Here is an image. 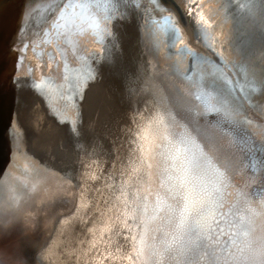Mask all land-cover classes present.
Here are the masks:
<instances>
[{
  "label": "water",
  "instance_id": "95a60500",
  "mask_svg": "<svg viewBox=\"0 0 264 264\" xmlns=\"http://www.w3.org/2000/svg\"><path fill=\"white\" fill-rule=\"evenodd\" d=\"M53 24L71 42L78 60L74 68L79 78L84 77L85 68L89 67L91 73L93 68L96 70L91 76V86L102 85L100 79H106L110 69L116 74L117 70L131 68L130 62L134 60L141 62L135 69V94L127 95L119 111L137 118L148 117L149 113L155 118L150 125L154 127V138L173 134L184 154L198 148L205 138L214 147L222 172L231 176L227 187L233 191L238 187L235 198L246 203L243 197L248 193L241 190H245L244 184L248 180L260 181L248 169L264 166V133L255 139L250 135L239 137L247 128L239 119L250 109L247 96L254 81L251 70L253 64L264 58V0H0V59L11 48L8 43L12 40L21 43L31 36L37 38ZM89 26L97 29L98 39L91 48H87L88 44L82 47L79 39H85L81 34ZM18 47L17 53L22 56V46ZM77 48L82 53L78 54ZM17 73L14 76L18 77ZM81 83L83 87L85 83ZM6 86L3 105L10 97L20 95ZM69 120L70 115H64L32 125L26 118V137L30 144L42 141L47 144L60 121L67 128L64 136L72 137L71 141L81 146L100 134L97 127L86 130L82 125L75 131ZM181 122L187 125L185 130L181 129ZM183 153L167 156L165 161L146 168L147 174L144 173L138 184L141 187L127 189L120 210L112 206L104 239H97L88 223L82 225L86 223L84 218L81 223L74 221L69 237H62L55 244L63 246L59 257L51 254V247L40 245L41 239L32 249H22L9 238L6 242L0 241V264H124L131 247L132 264H160L159 254L166 247L163 244L166 236L172 249L174 243L179 245V235L186 238L194 230L195 226L189 224L190 218L205 202L220 174L211 166L189 165L181 156ZM21 176L23 184L15 185L20 192L28 187L30 173L23 172ZM115 178L119 187L120 179ZM228 196L220 197L222 205L229 202ZM92 197L106 199L97 194V189ZM255 198L256 195L250 199ZM252 207L248 205L246 214L238 217L236 212L216 215L217 221H223L224 229L236 224L229 241H234L231 251L238 248L241 238L249 235L247 226L251 228L257 221L254 218L257 212ZM79 211L88 217V213L94 214V204ZM187 225L190 228L183 236L181 233ZM242 226L247 230L243 231ZM173 229L178 241L170 233ZM256 230L260 232L258 222L252 228ZM3 234L0 229L2 238ZM254 238L244 250L248 255L247 264H264L263 241H254ZM179 246L182 253L189 252L188 248ZM61 249L54 247L53 251ZM224 255L222 261L228 262L230 253Z\"/></svg>",
  "mask_w": 264,
  "mask_h": 264
},
{
  "label": "bare ground",
  "instance_id": "6f19581e",
  "mask_svg": "<svg viewBox=\"0 0 264 264\" xmlns=\"http://www.w3.org/2000/svg\"><path fill=\"white\" fill-rule=\"evenodd\" d=\"M81 35L85 39H79L80 45L86 47L88 44L87 48H91L99 33L97 29L89 26ZM35 38L36 36H31L24 43L12 40L8 43L11 48L0 59V229L5 232L3 238L0 235V241L2 239L6 242L10 238L20 248L32 249L41 239L40 245L45 244L47 249L51 247V254L59 257L64 251L63 246L55 244L60 239L69 237L67 234L70 233L74 221L79 220L81 223L85 218L86 223L83 222L82 225L88 223L94 236L104 239L103 234L109 227L112 206L115 210L122 208L127 189L141 187L138 184L147 167H154L155 162L165 161L167 156L171 158L175 153L183 151L173 134H166L163 139L154 138V127L150 125L155 118L149 113L148 117L137 118L119 111V107L124 106L123 100L127 95L131 97L135 94V69L140 67L141 62L134 60L130 62L131 68H124L126 71L117 70L116 74L110 69L107 78L100 79L99 83L102 85L91 86V76L96 70L93 68L91 73L89 67L85 68L84 77L79 78L80 75L74 68L78 65L76 53L59 26L53 24L52 28ZM18 44L22 46V56L17 53ZM80 49L83 50L81 47ZM77 53L82 52L77 48ZM17 71L18 77L14 76ZM251 73L254 81L247 96L249 113L241 114L239 119L247 128L242 130L239 137L250 135L255 139L263 137L261 134L264 133V58L253 64ZM79 79H82L81 82L86 87H82ZM6 85L14 92H20V95L16 98L10 97L6 105H3L4 92L8 90H5ZM123 92L126 94L121 96ZM132 110L135 112L136 106ZM64 115H70L69 123L75 126V131L80 125L82 128L87 127L86 130L97 127L101 130L99 136L96 135L93 140L91 137L81 146L72 142V137L64 136L67 128L60 121L56 123L54 134L49 136V143L42 141L30 144L24 127L26 118L32 125H39V121H46L50 117L53 120L59 119ZM181 125V129L185 130L187 125L182 122ZM204 139L198 148L187 150L181 156L189 165L211 166L215 172L218 169L220 174L205 202L199 201L201 205L190 218L189 224L195 226L194 230L186 238L179 235V245L188 248L189 252L182 253L177 243L172 245V249L169 248L167 242L170 239L166 236L163 244L168 249L165 247L160 252V264H247L248 255L244 250L249 241L255 237L254 241H263L264 244V166L248 169L260 181L258 183L248 180L244 184L245 190H241L247 192L248 196L243 197L246 203H241L235 198L238 187L234 191L227 187V183L232 181L231 176L222 172L214 147L209 146ZM23 172H29L30 178L28 187L20 192L15 185L23 184ZM115 176L120 179L119 187L115 184ZM96 189L102 198L108 195L106 199L93 200L92 192ZM225 194L229 195V202L222 205L219 199ZM254 195L256 198L251 200ZM233 202L234 206L231 207ZM91 203L94 204V214L88 213L87 217L79 210ZM248 205H252L257 212L254 218L260 232L252 231L256 222L251 228L247 226L249 235L247 233V237L241 238L238 248L231 251V243L234 241H229L237 229L236 224L224 229L223 221H217L216 215H219L218 212L225 215L226 212H236L238 217L246 214ZM189 228L187 225L181 234L185 236ZM242 230L247 229L242 226ZM175 231L173 229L171 235ZM175 235L178 241V235ZM222 242L225 244L220 247ZM110 244L113 247L112 240ZM54 247L62 249L54 253ZM239 248L242 249L238 250ZM132 253L131 247L124 264H132ZM226 253H230L228 262L222 261Z\"/></svg>",
  "mask_w": 264,
  "mask_h": 264
}]
</instances>
